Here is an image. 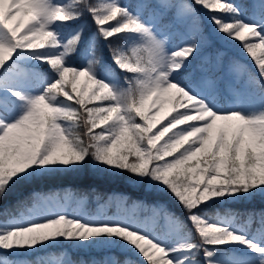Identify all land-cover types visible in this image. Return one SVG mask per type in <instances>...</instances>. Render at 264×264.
I'll return each instance as SVG.
<instances>
[{
    "label": "snow or ice",
    "instance_id": "snow-or-ice-1",
    "mask_svg": "<svg viewBox=\"0 0 264 264\" xmlns=\"http://www.w3.org/2000/svg\"><path fill=\"white\" fill-rule=\"evenodd\" d=\"M88 170L138 198L34 187ZM257 197L264 0H0V264H264Z\"/></svg>",
    "mask_w": 264,
    "mask_h": 264
},
{
    "label": "trees",
    "instance_id": "trees-1",
    "mask_svg": "<svg viewBox=\"0 0 264 264\" xmlns=\"http://www.w3.org/2000/svg\"><path fill=\"white\" fill-rule=\"evenodd\" d=\"M127 2V0H124ZM140 2V0H136ZM224 51L227 54V57H237L238 59L244 61L249 68L255 72V68L252 67V62L244 54L243 51L239 48V42L236 46H232L231 42L229 45L224 48ZM83 131V129H81ZM37 190L43 191H57L68 189L71 192L75 193L77 196L86 195L87 196V208L89 211H94L97 209V204H105L108 201V198L113 194H123L130 196L133 199L138 198V193L128 186L126 182L122 179H109L103 176L94 174L92 171H83L78 174H72L67 176H62L55 178L49 181L44 182L43 184H38L34 186ZM32 188H26L21 193L20 197L11 196L6 198L5 203L12 202L14 203L17 198H22V196L27 195ZM99 197V200L97 199ZM151 203L152 200L149 199ZM232 210L243 213L246 211L255 210L257 212L264 210V199L259 197L255 198L251 202H241L235 205H232ZM109 212L116 210L113 204H109L106 209ZM241 217V222L243 221ZM259 227L258 223L254 221L252 228ZM250 229V230H251ZM67 253L73 260H78L80 258L91 259L96 257L97 259L105 256L103 251H92V252H73L71 248H67L66 245H61L55 248L48 249L44 252L38 254L41 258L49 260L51 256L59 257L61 253ZM33 261L35 257L30 258Z\"/></svg>",
    "mask_w": 264,
    "mask_h": 264
},
{
    "label": "rangeland",
    "instance_id": "rangeland-1",
    "mask_svg": "<svg viewBox=\"0 0 264 264\" xmlns=\"http://www.w3.org/2000/svg\"><path fill=\"white\" fill-rule=\"evenodd\" d=\"M140 2H143V0H140ZM73 207L75 206L74 204L72 205ZM96 210V209H95ZM94 210V211H95ZM116 210H114V211H112V212H109V214H112V213H114ZM256 230V228H254L253 230H251V231H255ZM67 248H68V246H66ZM107 253H105V255H106ZM58 258H60V256L59 257H57V256H51L50 257V259L49 260H55V259H58Z\"/></svg>",
    "mask_w": 264,
    "mask_h": 264
}]
</instances>
